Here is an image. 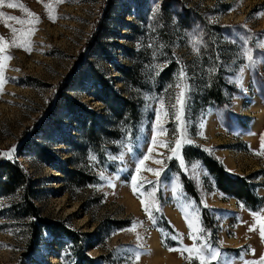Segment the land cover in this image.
<instances>
[{"label":"rangeland","instance_id":"1","mask_svg":"<svg viewBox=\"0 0 264 264\" xmlns=\"http://www.w3.org/2000/svg\"><path fill=\"white\" fill-rule=\"evenodd\" d=\"M8 2L23 3L39 16V23L30 52L7 50L12 58L4 62L7 80L0 90V153L12 146L15 151L11 158L0 155V160L21 164L37 184L32 201L40 218L78 234V240L59 231L52 235L36 220L37 236L29 251L33 219L6 209L20 201L19 192L0 197V264H189L187 252L169 251L181 246L172 239L178 233L183 245L193 243L185 213L199 215L206 229L202 235L221 253L212 264L258 259L264 242L259 229L249 227L250 211L264 208V155L255 154L264 134V48L256 46L264 41V0H63L55 5L54 22L44 7L49 0H5L0 5L6 14L0 17L5 44L11 27H21L7 16L27 19L19 7L8 8ZM193 34L202 40L198 54ZM246 48L252 49L256 63L241 73L249 63L243 55ZM132 59L138 69L136 83L115 68L131 65ZM170 62L174 67L166 81L160 72ZM181 69L189 89L184 119L194 141L181 150L184 168L179 160L167 159L168 147L152 145L163 100L168 115L161 113V122L167 132L158 130L157 138L175 146L171 106L180 91L175 85ZM95 76L118 95L135 100L133 115L124 109L121 118H113L99 98ZM217 78L223 83L221 100H207L205 88ZM66 99L101 117L113 133L87 143ZM150 146L154 151L148 154ZM146 154L149 159L137 173V162ZM45 155L59 166L81 168L91 179L80 186L65 181L42 159ZM207 155L245 178L259 203L248 208L218 190L201 163ZM157 160L166 165L159 178L149 170L161 168ZM133 175L141 185L136 193ZM153 189L159 209L153 211L154 220L141 204L147 196L140 195ZM133 225L135 231H123Z\"/></svg>","mask_w":264,"mask_h":264},{"label":"trees","instance_id":"2","mask_svg":"<svg viewBox=\"0 0 264 264\" xmlns=\"http://www.w3.org/2000/svg\"><path fill=\"white\" fill-rule=\"evenodd\" d=\"M129 51L130 53L132 52L131 50ZM173 67V62L167 63V66H165L163 71L160 72V78H162L163 75H166V77H168L166 81H168V79H170L169 75L172 72ZM115 68L123 76L127 77L128 81H130L129 83H136L135 78L137 76L138 69L137 63H135L134 59H132L131 65H115ZM95 79L97 83H99V87L102 92V95L99 98L103 103L106 104V107L112 114L113 118H121L125 114L123 111L124 109L126 112H128L127 114L131 113V115H133L134 106L136 103L135 100L129 97L118 95L114 90L108 88L107 84H105L99 76H95ZM220 81L221 80L218 78L213 79L212 83H210L211 85L205 88L204 98L207 100H221V86H223V83L221 82L220 84ZM109 100H112L114 105H111ZM65 104L67 109L71 111V114L76 113L74 114L75 116L72 115V119L80 124L83 137L86 139L87 143L94 144V140L99 141L101 136L107 137L113 133L108 128V126H106L105 121L101 117L85 112L84 108L80 107L79 105L76 106V104H74V102L69 99H66ZM74 110L75 112H73ZM42 159L58 169L63 174L65 181L69 179L73 185L80 186L91 179L88 178L87 174H84L81 171V168H68L65 166H59L58 162L55 163V161L50 159L48 155L42 156ZM201 163L205 167L209 176L212 178L213 183L218 188V190L229 196L238 198L248 208H251V206L259 203V199L249 188L247 180L243 177H239L230 173L215 157L207 155L203 157ZM182 181H186V177L184 175L182 176ZM36 185V182L31 180L29 175L17 160H0V197H11L17 194V192H19L17 196H20V201L7 207L6 209L9 211H14L13 213L16 214V217H19L21 214L22 216H28L33 219L30 224L32 227L30 237L27 241V244L29 245V251L33 248L31 243L33 244L37 236V225L35 224L36 220L41 221L44 228L52 235L56 236L57 231L64 234H69L70 236L73 235V241L76 242L78 240V234L70 232L67 229H62L60 226H58V224L52 223L50 221H44L42 218H40L38 208L33 204L32 201L36 196ZM187 188L189 189V187Z\"/></svg>","mask_w":264,"mask_h":264},{"label":"snow or ice","instance_id":"3","mask_svg":"<svg viewBox=\"0 0 264 264\" xmlns=\"http://www.w3.org/2000/svg\"><path fill=\"white\" fill-rule=\"evenodd\" d=\"M39 2L44 3V0H39ZM63 0H49V2L44 3V7L46 10V13L48 15V18L55 21L56 14H55V5L62 3ZM5 0H0V5H4ZM8 8L15 9L19 7L24 13H26L27 19L24 18H18L16 16H7V20L10 21H16L18 24L21 25V27L18 29L16 27H11V39L8 43H2L4 41V37L0 36V90H2V84L6 82L7 78L3 75V69L6 66L5 61L11 59V55L7 54V50L12 47L22 48L25 51H31V36L35 32V25L39 23V16L33 12H31L23 3H15V2H8L6 4ZM159 11V7L153 9V14L157 13ZM6 14L3 12H0V17H4ZM244 27V26H242ZM251 39V36L244 38V44H247L249 40ZM193 50L198 54L199 53V47L202 43V40L198 39L194 34L192 35L191 40ZM256 46L259 48H264V41L258 40L256 42ZM243 55L247 58L248 64L244 65L240 71L241 73L244 71V67H250L254 66L256 61L253 58L252 55V49L246 48L243 52ZM157 69H160V65H156ZM214 71V69L210 70ZM159 72H157V75ZM15 79V78H13ZM187 76L183 69L180 70L177 76V83L176 87L180 89V91L176 94V104L172 105L173 108V116L176 121V128L174 130V147H170L172 141L168 140H158L157 138V132L158 130L167 132V129L163 128V123L161 122V113L163 115L167 116L168 112L164 110V102L161 100V107L157 110V119L155 123L153 124V136H152V145H156L158 143L163 144L165 147H168L171 155L167 157V159H177L180 161L181 168L185 167L184 164V158L182 155V149L185 145L192 144L194 141L189 137L188 133V122L184 119V108L187 102V96L186 93L188 92V85L186 83ZM239 82V81H238ZM171 87V86H170ZM202 135V133H201ZM15 151V146H12V148L7 151L0 153V155L7 156L11 158ZM154 151V147L148 148V154H151ZM206 151H211V149H206ZM146 154L143 159L139 160L136 165V172L139 173L141 171V165H144V162L149 159V155ZM257 155H264V134L261 135L260 138V148L256 151ZM90 159H95L94 156H90ZM156 163L161 164L160 169H149L150 171H153L157 178H159L160 173L164 170V167L166 166L164 164V161L157 160ZM198 165H193V168H196ZM101 178L106 179L104 177V174L101 173ZM144 178L141 176L140 180H143ZM132 188L133 192L136 193L138 191V188L141 187V185H138L137 183V176H132ZM109 184L111 186V181L109 180ZM155 189L152 191H149L147 193H140L141 196H147V202L142 199L141 204L144 208L145 213H147L149 219L154 220L153 211H158V202L155 199ZM203 203V201L201 202ZM241 207H244V205H241ZM182 208V212H183ZM250 214L253 217V223L249 227V231H255L257 228L259 229V235L261 238V241L264 242V208L256 210V211H250ZM185 220L189 227V237L193 241L192 245L185 246L182 244L183 237L181 234H176L172 237L174 240H178L181 242V246L178 248H169V251H180L181 254L184 252L188 253V256L186 259L189 261V264H193V262L198 261V264H212V261H215L220 256V252L216 248H212L210 246V243L208 242V238L203 233L206 232V229H204L201 226V221L198 214L193 213L191 216H189L187 213H185ZM123 231H135V225L132 226L130 229H126ZM137 239L139 240L140 237L137 235ZM202 241V242H201ZM139 247V245H138ZM252 252L254 253L255 250L252 249ZM140 253L137 251L135 252V259H139ZM131 264V262H130ZM243 264H264V253L260 255L258 259L253 260H244Z\"/></svg>","mask_w":264,"mask_h":264}]
</instances>
